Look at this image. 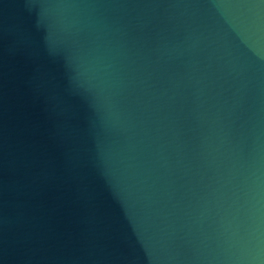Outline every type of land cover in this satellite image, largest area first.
<instances>
[{
  "label": "water",
  "instance_id": "water-1",
  "mask_svg": "<svg viewBox=\"0 0 264 264\" xmlns=\"http://www.w3.org/2000/svg\"><path fill=\"white\" fill-rule=\"evenodd\" d=\"M0 264H264V0H0Z\"/></svg>",
  "mask_w": 264,
  "mask_h": 264
}]
</instances>
